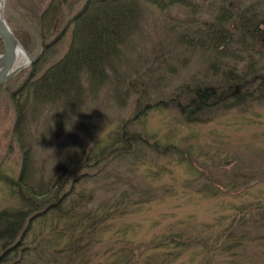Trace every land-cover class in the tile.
Here are the masks:
<instances>
[{
    "label": "rangeland",
    "instance_id": "obj_1",
    "mask_svg": "<svg viewBox=\"0 0 264 264\" xmlns=\"http://www.w3.org/2000/svg\"><path fill=\"white\" fill-rule=\"evenodd\" d=\"M187 1L167 9L143 5L140 31L124 46L117 71L109 69L107 83L87 89V109L79 116L58 124L56 109L35 113V120L31 112L27 131L37 140L36 180L46 182L64 156L92 152L88 176L76 187V195L86 196L79 214L69 207L64 215L35 222L3 264H264L260 241H244L235 256L167 241L178 234L181 243L189 235L213 238L233 223L240 207L264 202V97L257 91L260 81L249 84L264 76V0ZM85 2L5 1L4 16L33 61L0 85V211L21 206L12 182L25 155L15 134V102L27 80L65 55L70 21ZM50 5L57 15L43 36L41 15ZM225 5L236 15L226 25L233 43L214 48L207 35ZM244 11L254 25L262 24L256 37L242 42L236 17ZM26 61L19 56L16 66ZM231 75L238 82L227 83ZM190 85L216 88L218 94L238 91L241 97L219 101L190 121L176 102L191 99ZM123 130L146 143L131 153L107 151L99 160L98 152ZM152 144L174 149L160 153Z\"/></svg>",
    "mask_w": 264,
    "mask_h": 264
},
{
    "label": "trees",
    "instance_id": "obj_2",
    "mask_svg": "<svg viewBox=\"0 0 264 264\" xmlns=\"http://www.w3.org/2000/svg\"><path fill=\"white\" fill-rule=\"evenodd\" d=\"M66 1L68 0H63V2ZM186 2L189 1L86 0L83 8L70 21L72 38L65 55L40 77L25 82L22 87L23 97L21 96L20 100L17 98L15 102L17 109L15 134L25 148V155L20 176L18 180L12 181L21 199V206L0 211V264L9 259V249L12 253L18 252V245L28 236L35 222L40 219L50 220L58 213L64 215V212L68 210L65 208L69 207L73 208L74 213L77 214L85 201L83 197L86 195H76V187L83 178L88 176L86 169L91 164L92 152H88L87 155H84L86 151L81 152L74 159L64 156L47 176L46 182L42 181V178L37 181V174L33 169L34 144L37 140L27 131L31 124V112L35 120V113L56 109L59 115L58 124L76 115L79 116L87 109V89L99 88L107 83L110 79L109 69L117 71L118 61L125 56L124 46L140 31L143 5L150 3L167 9L177 3ZM187 6L191 7L192 3H188ZM227 8L225 5L218 19L213 23L214 26L209 29L210 33H207V36H211L214 48L227 49L233 43V36L226 25L236 15ZM56 15V8L53 5L42 12L40 29L44 28L43 36L52 31L51 22ZM251 17L249 13L246 17L245 11L236 17L242 28L240 33L242 42L248 38L247 35L252 34L253 38L256 37L261 29L259 26L262 23L258 22L254 25L255 21L249 20ZM48 46L46 45V48ZM238 80V77L231 75L227 83L230 81L232 84ZM257 81H260L257 91H260L264 97V76L258 74L250 80L249 84ZM247 83L245 82L242 87L248 86ZM195 86H188L187 90L192 95L188 96L191 99H188L186 103L182 104L180 98L176 101L180 111L187 115L190 121L196 120V116L206 109H213L219 101L224 102V99L236 97L238 100L241 97L238 91L230 92L229 95V89H226V92L220 93L221 96H219L216 88ZM182 92L185 95L187 91ZM249 93L251 94L250 91ZM139 143H146L145 138L123 130L118 138L114 137L110 145L98 152V159L100 160L107 151L134 152ZM152 147L160 153H168L174 149L173 146L161 148L153 144ZM181 237L183 234H178L176 237L173 235L167 241L171 240V244L178 245L181 249L201 244L209 251H225L232 256L237 254V248L246 240L260 241L264 244V202L259 201L258 204H245L240 207L239 215L235 217L233 223L213 238L212 236L193 238L189 235L181 243ZM20 246L22 247V244Z\"/></svg>",
    "mask_w": 264,
    "mask_h": 264
},
{
    "label": "water",
    "instance_id": "obj_3",
    "mask_svg": "<svg viewBox=\"0 0 264 264\" xmlns=\"http://www.w3.org/2000/svg\"><path fill=\"white\" fill-rule=\"evenodd\" d=\"M6 0H0V38L4 43V52L0 54V85L10 80L14 75L33 61L32 55L23 47L21 41L4 16L3 8ZM27 56V63L16 66L19 52Z\"/></svg>",
    "mask_w": 264,
    "mask_h": 264
},
{
    "label": "bare ground",
    "instance_id": "obj_4",
    "mask_svg": "<svg viewBox=\"0 0 264 264\" xmlns=\"http://www.w3.org/2000/svg\"><path fill=\"white\" fill-rule=\"evenodd\" d=\"M18 56H22L24 59L27 58L26 54L23 51H20Z\"/></svg>",
    "mask_w": 264,
    "mask_h": 264
}]
</instances>
